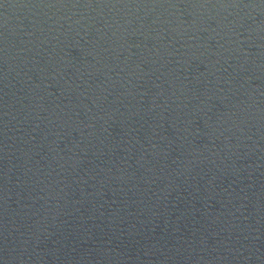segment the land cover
<instances>
[{"label": "water", "instance_id": "1", "mask_svg": "<svg viewBox=\"0 0 264 264\" xmlns=\"http://www.w3.org/2000/svg\"><path fill=\"white\" fill-rule=\"evenodd\" d=\"M0 264H264V0H0Z\"/></svg>", "mask_w": 264, "mask_h": 264}]
</instances>
